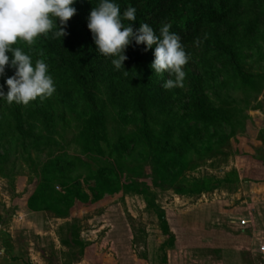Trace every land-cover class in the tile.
I'll return each mask as SVG.
<instances>
[{"label": "rangeland", "instance_id": "obj_1", "mask_svg": "<svg viewBox=\"0 0 264 264\" xmlns=\"http://www.w3.org/2000/svg\"><path fill=\"white\" fill-rule=\"evenodd\" d=\"M256 41L257 47L241 51L251 83L225 80L216 63L204 66L209 101L220 106L227 99L240 109L238 121L231 137L208 152L187 155L172 180L154 172L149 159H124L118 170L104 144L101 153L86 151L78 133L87 104L65 101L56 86L47 97L50 104L44 99L45 124L31 130L43 136L39 142L6 133L8 121L2 120L0 264H264V79L259 75L264 73V41ZM103 90L99 97L106 100ZM173 97L167 107L173 120L150 116L152 129L178 122L184 99ZM104 107L109 142L135 133L143 123L131 109L120 112L110 102ZM230 126L224 124L226 132ZM54 156L74 164L49 178L54 194L66 199L63 215L46 208L55 204L51 193L47 201L32 198L39 192L42 168ZM97 168L113 169L119 189L91 199L85 176ZM75 187L88 198L71 199Z\"/></svg>", "mask_w": 264, "mask_h": 264}, {"label": "trees", "instance_id": "obj_2", "mask_svg": "<svg viewBox=\"0 0 264 264\" xmlns=\"http://www.w3.org/2000/svg\"><path fill=\"white\" fill-rule=\"evenodd\" d=\"M116 2L120 5L121 12L129 5L136 9V20L132 25L134 30L140 23H146L154 32H158L163 24H169V30L180 37V42L189 55L188 62L183 66V87L168 90L162 87L164 80L170 76L165 72V77L162 78L153 72L150 67L153 49L145 51L143 43L136 45L133 41L125 47L123 54L127 58L122 62L123 68L120 70H115L111 65V57L106 58L96 52L86 23L91 7L96 6L98 0H75L72 5L76 9L74 15L61 26L67 33L61 40L52 38L49 33L47 37L41 35L35 38L32 45L18 40L12 46L20 47L33 61L37 58L44 60L58 93L65 101L71 99L75 103L81 101L83 105L87 104L88 114L78 133L81 139L79 144L86 151L101 153L104 144L115 168L124 159L130 158L135 162L149 159L154 172L172 180L180 174L187 155L208 152L214 143L218 145L233 135V124L238 121L237 112L240 109L231 105L227 99L220 106H214L209 101L203 86L207 73L204 66L207 63H216L219 72L227 75L225 80L252 82L249 68L241 62V51L244 46L257 47L258 38L264 41V28H261L264 27V0ZM56 23L59 26V20ZM6 54L11 59V54ZM198 63H201L200 68ZM124 71H127V75L123 74ZM13 72L14 69L5 65L4 75L0 76V91H7L4 80L13 75ZM259 75L264 79V73ZM103 88L107 95L106 100L99 97ZM173 93L184 99L178 122L172 126L165 123L164 126L159 125L152 129L147 122L148 117L157 119L164 116L168 120L173 118L172 110L167 108L175 100ZM46 99L47 104H50L51 101ZM35 100L23 105L7 104L0 98V125L6 118V133L16 132L22 137L34 136L39 142L43 136L33 135L31 130L39 123L45 124L48 113L43 107L44 100ZM106 102H110L120 112L131 109L134 115H140L142 125L135 133L119 134L115 141L109 142L104 110ZM225 123L231 125L227 132L224 129ZM1 130L3 129H0L2 137ZM47 142L49 143V137ZM65 159L54 156L42 168L39 192L32 195L33 199L38 198L41 201H47L50 193L54 195L52 199L55 204L46 203L45 206L55 209L61 215L60 208L65 205L66 199L62 195L54 194L49 178L58 177L56 173L74 166ZM117 169L121 170V166L119 168L118 165ZM115 175L116 172L111 168L90 170L85 179L89 180L92 188V191L89 189L91 199H99L105 191L116 192L119 188ZM70 197L79 201L88 198L79 189L74 190ZM72 231L73 229L70 233ZM73 240L76 241L75 238ZM64 244L70 245L71 242L64 241Z\"/></svg>", "mask_w": 264, "mask_h": 264}, {"label": "clouds", "instance_id": "obj_3", "mask_svg": "<svg viewBox=\"0 0 264 264\" xmlns=\"http://www.w3.org/2000/svg\"><path fill=\"white\" fill-rule=\"evenodd\" d=\"M75 0H0V76L4 75L5 65L14 69L13 75L4 80L7 91H0V98L7 104L27 105L39 98L43 101L55 91L48 65L43 59L32 57L20 47H13L17 41L32 45L38 36L61 38L67 33L61 27L72 17L76 9ZM136 9L127 6L122 12L116 0H98L91 7L86 27L91 33L96 52L106 58L115 70L122 69L127 58L123 51L133 41L143 43L144 50L153 49L151 69L158 76L167 73L162 87L166 90L183 87L185 72L183 66L188 62L180 37L171 32L169 24H163L158 32L140 23L135 30ZM59 20V26L56 21ZM125 21L128 23L125 24ZM11 54V59L9 55ZM127 75V71H124Z\"/></svg>", "mask_w": 264, "mask_h": 264}, {"label": "built area", "instance_id": "obj_4", "mask_svg": "<svg viewBox=\"0 0 264 264\" xmlns=\"http://www.w3.org/2000/svg\"><path fill=\"white\" fill-rule=\"evenodd\" d=\"M245 223V221H242V224H244Z\"/></svg>", "mask_w": 264, "mask_h": 264}]
</instances>
